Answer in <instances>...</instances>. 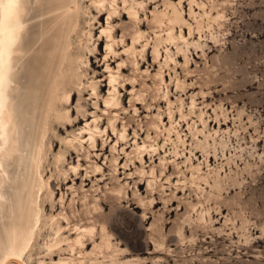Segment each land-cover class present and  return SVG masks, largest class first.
Instances as JSON below:
<instances>
[{"label": "rangeland", "instance_id": "1", "mask_svg": "<svg viewBox=\"0 0 264 264\" xmlns=\"http://www.w3.org/2000/svg\"><path fill=\"white\" fill-rule=\"evenodd\" d=\"M58 5L31 19L23 0L0 56V182L17 165L18 106L40 130L68 44L73 59L41 199L71 227L59 249L43 228L20 264H264V0H81L74 30V9ZM85 125L100 132L94 149L78 146Z\"/></svg>", "mask_w": 264, "mask_h": 264}, {"label": "bare ground", "instance_id": "2", "mask_svg": "<svg viewBox=\"0 0 264 264\" xmlns=\"http://www.w3.org/2000/svg\"><path fill=\"white\" fill-rule=\"evenodd\" d=\"M22 2L23 0H18V6L16 7L12 6L14 0H4L3 3L0 4V56L3 54L6 55L7 47L18 38L22 29L23 21L20 19L18 12V8H20ZM63 2L64 6L69 7V9H74V30L77 27V19L80 17L81 0H29L30 10L36 13V15L30 18H41L46 15L53 14L62 9L61 7L59 8L58 4ZM46 6H49V8L44 10L43 8ZM100 17L101 15H99V18ZM125 37L127 36H123V38ZM134 43L135 41L132 42V46ZM69 48L70 44H68L67 49L65 50V56L59 70L57 81L55 82L51 95L48 99L45 114L43 120L41 121L40 130H29V126L26 124L24 119L25 109L21 106V104L18 106L19 111L17 115L20 117V123H18L17 133L14 138L19 152L17 165L12 170L11 178L8 181L3 180L0 182L2 184V188L0 187V264H20L22 262L21 258L23 254L30 250L32 242L40 236L43 228L46 226H48V229L55 237V240L51 242L49 248L59 249L61 241L57 240V237L62 232L66 231L69 226L65 215H57V218L61 217L60 219L66 221V227H63L60 225L55 216L45 218L41 209L42 192L48 183V179L47 182H45L42 177V166L46 161L44 143L48 138L47 132L51 126L53 116L57 113V101L60 98V92L64 90V86L66 84L65 75L71 71V66L73 64L72 52ZM105 58H107V56ZM7 66L8 62L6 59L0 62V86L7 79ZM106 70H108V66L106 67ZM123 70L124 67L121 62L117 65V71ZM108 71L109 83H114L116 77L112 75L110 70ZM126 85H128V83ZM66 97H68V94H66ZM109 101V99L105 101L106 105L109 104ZM5 108V102L0 98V115L4 114ZM85 128H87L86 125L81 130L88 132V138L86 141L84 138L77 139L78 146L82 148L83 144L89 143V148L94 149L95 135L100 132L95 126L93 130H90L89 128L85 130ZM4 135V122L2 121V118H0V136L2 138V144H5L6 142ZM87 155L84 156L87 158ZM112 161L115 162L114 159H112ZM55 163V168L60 170L58 165H62L60 158H58ZM79 167L80 164H77L76 166H71L70 170L74 173V175H77ZM91 167L92 172L95 173V176H97V173L100 171L99 167L97 165ZM6 187H8L6 193L7 196L2 195L4 194L3 189ZM59 199L61 202V198ZM49 200L50 205H52V200ZM99 219L100 217L97 220ZM74 230L80 233V227L78 228L75 226ZM81 238L82 236L78 234L74 241H72V244L78 247L83 246ZM64 241L66 240H63L62 242ZM69 248L71 249L72 247ZM56 264L66 263L59 261Z\"/></svg>", "mask_w": 264, "mask_h": 264}, {"label": "clouds", "instance_id": "3", "mask_svg": "<svg viewBox=\"0 0 264 264\" xmlns=\"http://www.w3.org/2000/svg\"><path fill=\"white\" fill-rule=\"evenodd\" d=\"M13 7L18 6V0H14V3L12 4Z\"/></svg>", "mask_w": 264, "mask_h": 264}]
</instances>
